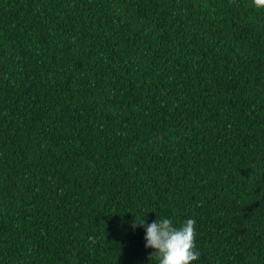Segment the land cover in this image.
Segmentation results:
<instances>
[{
	"label": "trees",
	"instance_id": "obj_1",
	"mask_svg": "<svg viewBox=\"0 0 264 264\" xmlns=\"http://www.w3.org/2000/svg\"><path fill=\"white\" fill-rule=\"evenodd\" d=\"M264 264V8L0 0V264Z\"/></svg>",
	"mask_w": 264,
	"mask_h": 264
},
{
	"label": "clouds",
	"instance_id": "obj_2",
	"mask_svg": "<svg viewBox=\"0 0 264 264\" xmlns=\"http://www.w3.org/2000/svg\"><path fill=\"white\" fill-rule=\"evenodd\" d=\"M254 4L264 8V0H254ZM195 220L188 219L179 227L171 219L158 218L146 225V218L138 221L135 217L131 227H145L146 248L154 249L149 257L159 259V264H192L198 260L199 251L195 249Z\"/></svg>",
	"mask_w": 264,
	"mask_h": 264
}]
</instances>
